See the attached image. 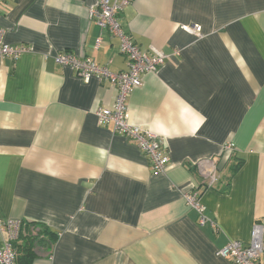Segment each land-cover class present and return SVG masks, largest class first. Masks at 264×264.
I'll return each instance as SVG.
<instances>
[{"label": "crops", "instance_id": "obj_1", "mask_svg": "<svg viewBox=\"0 0 264 264\" xmlns=\"http://www.w3.org/2000/svg\"><path fill=\"white\" fill-rule=\"evenodd\" d=\"M95 2L0 5L4 41L24 46L0 59V220L19 221V234L28 221L55 234L28 264H232L218 250L248 242L264 217V0H132L120 12L135 44L167 56L128 99L130 121L168 153L162 172L97 122L115 88L54 60L67 51L127 69L119 38L89 18ZM190 24L200 37L182 29ZM227 142L235 150L204 188L192 165ZM193 186L203 223L182 196ZM6 238L0 230V247Z\"/></svg>", "mask_w": 264, "mask_h": 264}, {"label": "built area", "instance_id": "obj_2", "mask_svg": "<svg viewBox=\"0 0 264 264\" xmlns=\"http://www.w3.org/2000/svg\"><path fill=\"white\" fill-rule=\"evenodd\" d=\"M4 1L0 0V5ZM131 2L132 0H96L88 12L89 18L94 20L101 31H107L119 38V51L127 58V69L112 72L89 56H80L67 51L57 52L54 60L58 64L70 67L84 82H88L91 78L98 81L107 80L115 88L112 106L99 107L95 110L97 122L101 125L111 122L114 132L135 142L149 159L152 171L162 172L169 161L168 153L153 132L130 121L128 99L132 90L141 85L142 75L156 72L167 56L152 46L147 50L141 49L123 30L118 16L124 6ZM182 29L197 37L201 36V28L197 24L184 25ZM98 40L99 38L96 39ZM23 50L24 46L21 44L15 46L7 44L0 29V59L4 57L15 59ZM234 150L233 142L224 143L220 154L198 159L192 165L193 170L202 179L204 188L214 187L218 183L221 162H225ZM199 192L198 188L193 186L183 191L182 196L186 205L197 212L199 222L203 223L204 206L199 201ZM19 224L17 220H0V230H5L7 233V238L0 247V264H16L17 250L14 242L18 238ZM218 254L228 258L232 264H264V217L252 225L248 242L229 240L218 250Z\"/></svg>", "mask_w": 264, "mask_h": 264}, {"label": "trees", "instance_id": "obj_3", "mask_svg": "<svg viewBox=\"0 0 264 264\" xmlns=\"http://www.w3.org/2000/svg\"><path fill=\"white\" fill-rule=\"evenodd\" d=\"M55 234L40 222L28 221L24 224L22 234L14 242L17 250L16 264H28L34 258L52 247Z\"/></svg>", "mask_w": 264, "mask_h": 264}]
</instances>
